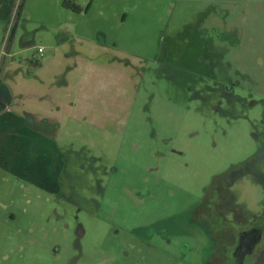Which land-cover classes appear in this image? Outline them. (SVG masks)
Returning <instances> with one entry per match:
<instances>
[{
  "label": "rangeland",
  "instance_id": "obj_1",
  "mask_svg": "<svg viewBox=\"0 0 264 264\" xmlns=\"http://www.w3.org/2000/svg\"><path fill=\"white\" fill-rule=\"evenodd\" d=\"M18 1L0 13V264H204L202 189L257 154L264 170V0ZM235 193L262 200L248 175Z\"/></svg>",
  "mask_w": 264,
  "mask_h": 264
},
{
  "label": "flooded vegetation",
  "instance_id": "obj_2",
  "mask_svg": "<svg viewBox=\"0 0 264 264\" xmlns=\"http://www.w3.org/2000/svg\"><path fill=\"white\" fill-rule=\"evenodd\" d=\"M20 1L14 16L22 9H18ZM258 158V154L249 157L214 175L190 208L189 224L206 240L204 264H264V170L255 169ZM246 175L262 192L261 203L254 211L240 205L236 198L235 185Z\"/></svg>",
  "mask_w": 264,
  "mask_h": 264
},
{
  "label": "trees",
  "instance_id": "obj_3",
  "mask_svg": "<svg viewBox=\"0 0 264 264\" xmlns=\"http://www.w3.org/2000/svg\"><path fill=\"white\" fill-rule=\"evenodd\" d=\"M91 3H92V0H89L84 9H82L78 4L71 2L70 0H63L62 5L65 8L70 9L71 11L81 12L82 10H87L90 7ZM20 8H22V1H20L18 4V9ZM12 32L13 30L10 28V33Z\"/></svg>",
  "mask_w": 264,
  "mask_h": 264
},
{
  "label": "crops",
  "instance_id": "obj_4",
  "mask_svg": "<svg viewBox=\"0 0 264 264\" xmlns=\"http://www.w3.org/2000/svg\"><path fill=\"white\" fill-rule=\"evenodd\" d=\"M14 2H15V0H0V13L4 14L5 17H9V14H10L9 10H10V7L13 5ZM3 8H4V10H2ZM0 104H3L2 101H0ZM8 216H9V218L13 219L12 213H10Z\"/></svg>",
  "mask_w": 264,
  "mask_h": 264
},
{
  "label": "built area",
  "instance_id": "obj_5",
  "mask_svg": "<svg viewBox=\"0 0 264 264\" xmlns=\"http://www.w3.org/2000/svg\"><path fill=\"white\" fill-rule=\"evenodd\" d=\"M37 52H38L39 56L42 55L43 48L42 47H38L37 48Z\"/></svg>",
  "mask_w": 264,
  "mask_h": 264
}]
</instances>
